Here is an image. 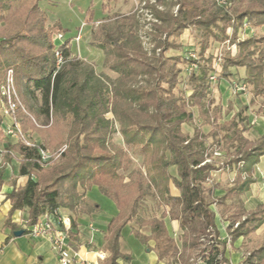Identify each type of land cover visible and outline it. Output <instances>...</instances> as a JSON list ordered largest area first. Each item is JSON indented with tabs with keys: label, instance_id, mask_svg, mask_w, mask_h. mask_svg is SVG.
Masks as SVG:
<instances>
[{
	"label": "trees",
	"instance_id": "1",
	"mask_svg": "<svg viewBox=\"0 0 264 264\" xmlns=\"http://www.w3.org/2000/svg\"><path fill=\"white\" fill-rule=\"evenodd\" d=\"M39 1L0 0V85L12 70L19 102L14 114L21 132L17 142L8 146L4 159H12L9 151L19 155V175L28 177L24 186L6 195L10 202L6 226L13 233L20 231L11 222L17 211L26 212L27 228L60 209L74 217L91 216L100 210L86 200V193L95 186L117 210L104 236L109 252L105 264L128 259L120 251V239L129 223L138 229L149 228L150 236L135 229L132 234L144 244L153 240L158 257L170 256L175 242L166 231L167 217L179 225L183 250H200L203 264H229L212 206L229 207L228 200L246 194L255 183L253 173L264 156V129L254 140L244 135L249 128L246 105L224 122L220 114L209 116L203 101L217 57L205 50L210 40L235 45V55L227 54L218 63V81H228L230 68H242L241 80L251 95L247 105H255L258 98L264 101V33L238 38L243 24L254 29L264 25V0H228L225 7L215 0H139L150 16L143 34L138 11L101 22L91 33L89 45L102 51L104 67L116 75L114 80L92 68H82L71 58L72 38L56 41L58 33L67 32L58 21L51 26L55 34L49 36L48 15L40 9ZM93 13L90 2L85 25L90 26ZM12 19L18 21V27H10ZM189 27L200 31L201 62L166 55L182 49L177 40ZM146 42L152 45L150 52ZM56 51L63 56L58 68ZM186 63L196 68L187 77L191 94L184 98L176 89L183 71L180 65ZM189 108H196L202 124L211 126L208 133L198 127L191 135L183 131L184 125L195 123ZM67 121V136L56 138ZM114 121L119 124L125 148L110 145ZM2 122L0 116V125ZM31 133L38 134L41 142L27 139ZM27 141L33 145L28 146ZM221 142L234 151L218 161L209 150L217 152ZM64 145L59 161L43 168L39 149H56L57 153ZM130 152L141 156V165L127 178L125 173L133 164ZM225 168L234 169L238 181L215 197L218 187L209 182L210 176ZM2 183L0 171V188ZM171 187L178 191L177 196L171 195ZM145 199L152 202L153 210L144 218L140 205ZM231 207L233 211L224 219L228 241L232 244L242 238V246L251 248L239 264H264V235L255 234L264 224V204L247 211L243 205Z\"/></svg>",
	"mask_w": 264,
	"mask_h": 264
},
{
	"label": "crops",
	"instance_id": "2",
	"mask_svg": "<svg viewBox=\"0 0 264 264\" xmlns=\"http://www.w3.org/2000/svg\"><path fill=\"white\" fill-rule=\"evenodd\" d=\"M39 7L46 13V15H48L47 23L50 26L56 21L61 23L60 19H56L55 17L50 18L54 15L49 13L45 0L39 1ZM255 31L263 34L264 25L255 28L253 32ZM230 72V77H233L232 74L237 72L244 77V69L242 68H230ZM230 77L228 81L220 80L218 82L219 92L227 91L228 87L231 86L232 81ZM260 132L262 134V131ZM28 138H33V133L27 135V139ZM34 141L36 142V140ZM16 142V138L5 137L0 131V171H2L3 181L0 188V264H60L59 259L61 255L57 254L52 249L51 244L46 239L30 238L28 233H22L21 236L14 237L11 227L6 226L5 224L10 209V202L6 199V195L13 189L24 186L28 179L27 176L19 175V155L9 151L13 156L12 159L9 161L4 159L5 154L8 152V146L14 145ZM253 174L255 183L249 187L250 190L246 194L241 196L246 200L243 204L246 211L253 209L258 203L264 204L262 179L264 176V156L260 158L255 167V173ZM211 181L213 182V180ZM93 192H95V196L91 199L90 197L93 195ZM223 193L221 186V188L218 187V189L214 191V196L220 197ZM100 195L101 194H99L95 186L86 193V200L90 203H95L99 206L98 208H100L97 213L91 216L74 217L73 214L65 209L59 210V213L63 217H67L70 220V237H68L62 253L65 257L73 260L71 264H78V261L80 260H83L87 264H105V261L109 257V252L106 250L104 236L107 233V226L111 219L117 214V210L109 199L108 201H105L104 205H101L99 202L104 196ZM171 195H178V191L174 187H171ZM215 208L212 206V209L216 213L215 224L219 232L220 240L226 242L225 258L229 264H239L244 258L246 247L241 244L242 238H239L232 244L229 243L226 232L227 222L224 221L226 213L223 209V215H220L216 212ZM26 217L27 214L25 211H17L12 215L11 222L19 228V230H28V228L25 227ZM44 217L45 215H43L42 218L40 217L39 220H42ZM164 222L169 238L175 242L174 251H172L170 256L158 257L157 252L154 250L155 242L153 240H149L144 244L132 234V230L135 229L139 230L140 234L143 236H150L151 232L149 228L145 227L138 229L134 223H129L122 229L120 239V251L128 256V259H117L116 263L203 264L201 256L199 255L200 250L182 249L180 241L182 232L177 221H172L167 217L164 219ZM263 234L264 224L256 230L257 236H262Z\"/></svg>",
	"mask_w": 264,
	"mask_h": 264
},
{
	"label": "rangeland",
	"instance_id": "3",
	"mask_svg": "<svg viewBox=\"0 0 264 264\" xmlns=\"http://www.w3.org/2000/svg\"><path fill=\"white\" fill-rule=\"evenodd\" d=\"M47 4V8L49 10V13L51 15H54L50 18L55 17L56 19L61 20V26L63 29H67V32L63 33L64 36L63 39L72 38V43L70 45V52H71V58L74 60H77L81 63L82 68H92L96 74H102L104 76H107L111 80H114L116 78V75L114 73H111L108 69H105L104 67V55L102 51L93 48L89 45L91 41V33L96 29L99 23L101 22H110L115 17L121 16V15H128L131 13H134L135 11L139 12V19L141 24L143 25V29L140 30V34H143L148 29V21H150V16L147 14L146 10L141 9L139 0H117L116 3H113L112 1L108 0H45ZM92 2V10H93V19L92 23L89 25L84 24V14L85 10L88 7L89 3ZM153 1H151L152 3ZM235 6L233 7V9ZM140 9V10H138ZM232 9V10H233ZM173 10L175 8L173 7ZM10 27L15 28L19 26L18 21L12 19L10 21ZM47 27L50 28L49 36L52 38L55 34V30L51 28V26L47 23ZM254 31V28L250 29L249 27L243 31L242 29L238 32V38L243 39L244 37L250 36L252 32ZM259 34H262L258 31H255ZM232 32L229 31V36L232 35ZM81 34V40L77 42L74 41L73 37L76 35ZM57 41V40H56ZM177 42H179L182 46L181 50H170L166 53L167 56L175 57L180 56L183 58H192L194 60H198L201 62V59L199 57V49H200V31L197 30L194 27H189L186 29L181 36L178 38ZM59 44V43H58ZM57 44V45H58ZM231 44H228V42H225L223 44H218L215 42H212L210 40L209 47L206 51L207 55H211L214 58L218 56V54H222L223 56L230 54L232 52ZM146 50L150 52L152 45L149 43L144 44ZM234 52V50H233ZM192 54L193 57H190L189 55ZM215 64V63H214ZM183 68V71L180 75V82L176 89L177 92H181L184 96V98H187L189 94H191V86L187 83V77L193 70H191V64H183L180 65ZM215 72L210 75L214 76V80L210 81V89L207 98L203 101L204 102V109L207 110L209 113V116H218L220 114L221 116V122L229 120L232 115L241 107V106H247V109L245 110V114L248 115L249 120V128L248 131L244 133L245 136H247L249 139L254 140L258 138L261 135L260 131H263L264 128V101L261 98H258L257 103L255 105H247L249 104V100L251 98V95L246 91V93H233L231 86L228 87L227 91H220L218 88V75L220 72V66L216 62L214 65ZM233 77H230L231 84L234 82H240L243 78V75L240 73H233ZM190 111H192L194 117H195V123L190 125H184L183 131L188 132L190 135L194 133V130L198 127L201 128V130L205 133H208L211 130V126L208 124H202L203 119L202 117L198 116V111L196 108H189ZM106 117L110 120H113V116L111 114H107ZM51 124V120L49 122V125ZM41 127V126H39ZM113 127L115 129V133L112 135L110 140V145L115 146L117 148H125L123 138L121 137L119 133V124L117 122H113ZM44 128V127H43ZM69 128V122L67 121L66 124L64 123L63 126L60 127L58 132L55 134L56 138H60L63 136H67V131ZM30 139V138H29ZM32 140H36V142H41L40 136L36 133H33ZM48 139V138H47ZM208 143L211 142V139L207 140ZM65 147L62 146L61 149ZM60 149V150H61ZM47 150L50 152V154L55 153L56 149H50L47 148ZM217 152L213 153V149L211 148L209 150V154H212L213 157H215L218 161H222L226 158L227 154H231L234 151V148L226 144L225 142H221L219 149H216ZM132 162L129 171L125 173V175L130 177L132 172L141 165V156L138 154H131ZM59 161V157L56 158V160L53 161V163H56ZM49 166V165H48ZM47 166V167H48ZM213 180V182L211 181ZM238 181L237 174L234 171V169H223L220 171L213 172L210 176L209 182H212L213 184L217 185V187L222 186V188L230 187L234 185ZM95 192H93V195L90 197L91 199L95 196ZM101 196V195H100ZM103 197V196H102ZM104 200V201H103ZM105 201H108L105 197H103L99 203L101 205L105 204ZM244 198L241 196H238L236 198L228 200L227 204L229 207H217L213 206L215 208L216 212L218 214L223 215V209L227 216H229V213L233 211L231 206H238L243 205ZM153 210V205L150 200H144V203L140 205V216L147 217L149 213H151ZM222 217V216H221ZM256 234V232H255ZM264 235V234H263ZM262 235V236H263ZM258 236V237H262ZM250 246L247 245L246 247V253L250 251Z\"/></svg>",
	"mask_w": 264,
	"mask_h": 264
},
{
	"label": "built area",
	"instance_id": "4",
	"mask_svg": "<svg viewBox=\"0 0 264 264\" xmlns=\"http://www.w3.org/2000/svg\"><path fill=\"white\" fill-rule=\"evenodd\" d=\"M217 5L225 7L228 4V0H215ZM248 28L247 24H243L242 30L245 31ZM232 32L230 28L227 29V33ZM232 34V33H231ZM64 36L62 33L56 35L57 41H63ZM74 41L78 43L81 40V34L76 35ZM232 52L231 55H235V45H230ZM234 50V52H233ZM193 57L192 54L189 55ZM56 67L58 68L63 62V56L60 51L55 52ZM223 55L220 53L217 56V63L220 62ZM196 65L191 64V70L195 69ZM214 76H210V81H213ZM233 93H246L247 86L244 82H234L231 84ZM19 108L18 96L14 83V74L12 70H8L5 74L3 83L0 85V116L3 118V122L0 125V131L5 137H13L19 139L21 132L19 123L15 118V114ZM27 138V137H26ZM28 146H32L31 141H27ZM65 147L59 150L57 153L50 154L47 149H39V163L43 168L50 165L56 158H58L64 151ZM263 188H264V176H263ZM70 220L67 217H63L59 211L55 215H45L42 220H38L36 224L28 228V234L33 239H46L52 246V249L60 254V264H71L73 260L63 255V248L68 239L70 231ZM78 264H87L83 260L78 261Z\"/></svg>",
	"mask_w": 264,
	"mask_h": 264
},
{
	"label": "water",
	"instance_id": "5",
	"mask_svg": "<svg viewBox=\"0 0 264 264\" xmlns=\"http://www.w3.org/2000/svg\"><path fill=\"white\" fill-rule=\"evenodd\" d=\"M22 231L20 230V231H15L14 233H13V235H14V237L16 236V237H19V236H21L22 235Z\"/></svg>",
	"mask_w": 264,
	"mask_h": 264
}]
</instances>
